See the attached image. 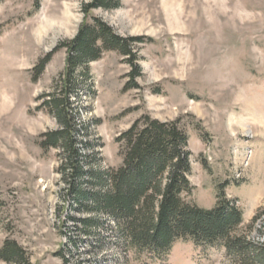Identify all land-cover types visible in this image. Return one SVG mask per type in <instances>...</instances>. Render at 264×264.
Wrapping results in <instances>:
<instances>
[{"label": "rangeland", "instance_id": "obj_1", "mask_svg": "<svg viewBox=\"0 0 264 264\" xmlns=\"http://www.w3.org/2000/svg\"><path fill=\"white\" fill-rule=\"evenodd\" d=\"M90 3L0 0V249L15 241L29 264H234L224 247L183 241L163 260L136 257L106 216L87 239L68 219L85 216L62 197L59 152L39 145L59 128L40 107L67 73L64 45L82 25L100 19L122 37L144 38L135 46L138 87L124 91L132 68L116 52L89 63L80 81L77 120L94 168L121 166L116 140L143 116L179 120L189 136L190 200L212 209L225 185L243 215L238 236L264 245V0H121L85 16Z\"/></svg>", "mask_w": 264, "mask_h": 264}, {"label": "trees", "instance_id": "obj_2", "mask_svg": "<svg viewBox=\"0 0 264 264\" xmlns=\"http://www.w3.org/2000/svg\"><path fill=\"white\" fill-rule=\"evenodd\" d=\"M121 0H91L83 7L85 16L91 10H114ZM82 25L67 49V73L48 96H42L40 109L47 108L59 128L41 135L42 150L59 152L64 182L62 197L69 200L71 212L84 218L69 216L74 225L90 238L101 216L110 218L125 251L146 254L152 261L163 260L178 242H192L208 248L224 247L234 264H264V245L255 244L237 232L243 224L242 212L235 201L226 198L225 185L218 188L217 203L203 209L190 198L195 188L189 136L180 121L160 122L143 116L117 138L122 164L105 172L94 168L96 154L88 130L78 124L76 103L88 79V64L99 61L106 52H116L132 68L130 82L124 91L136 88L141 77L135 46L144 38L122 37L100 19ZM53 53L39 62L33 82L42 75ZM85 91V90H84ZM47 99V100H46ZM256 218L253 219L254 222ZM127 254V253H126ZM125 254V256H126ZM0 261L7 264H29L23 249L6 240L0 249ZM64 264L69 260L64 258Z\"/></svg>", "mask_w": 264, "mask_h": 264}]
</instances>
